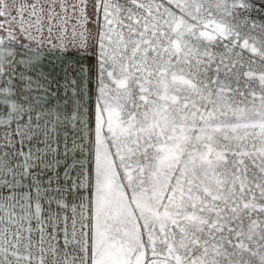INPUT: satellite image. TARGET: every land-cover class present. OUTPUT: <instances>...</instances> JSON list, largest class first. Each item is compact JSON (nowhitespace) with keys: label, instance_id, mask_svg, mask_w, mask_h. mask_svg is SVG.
I'll list each match as a JSON object with an SVG mask.
<instances>
[{"label":"snow or ice","instance_id":"6c2138e0","mask_svg":"<svg viewBox=\"0 0 264 264\" xmlns=\"http://www.w3.org/2000/svg\"><path fill=\"white\" fill-rule=\"evenodd\" d=\"M254 11L0 0V264H264Z\"/></svg>","mask_w":264,"mask_h":264},{"label":"crops","instance_id":"0c3cea01","mask_svg":"<svg viewBox=\"0 0 264 264\" xmlns=\"http://www.w3.org/2000/svg\"><path fill=\"white\" fill-rule=\"evenodd\" d=\"M46 59L42 65L45 72L51 71L58 78L63 77L65 70L69 75L74 74V71L80 64L91 63L88 56L76 54L75 51L69 50L66 53L55 52L45 53ZM53 61L54 63H49Z\"/></svg>","mask_w":264,"mask_h":264},{"label":"rangeland","instance_id":"374dc122","mask_svg":"<svg viewBox=\"0 0 264 264\" xmlns=\"http://www.w3.org/2000/svg\"><path fill=\"white\" fill-rule=\"evenodd\" d=\"M258 11H254L253 15L257 18H264V0H254Z\"/></svg>","mask_w":264,"mask_h":264}]
</instances>
